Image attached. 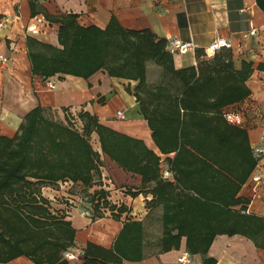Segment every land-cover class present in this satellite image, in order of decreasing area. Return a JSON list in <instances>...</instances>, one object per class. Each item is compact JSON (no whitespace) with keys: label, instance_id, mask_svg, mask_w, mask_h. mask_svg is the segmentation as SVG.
Here are the masks:
<instances>
[{"label":"trees","instance_id":"1","mask_svg":"<svg viewBox=\"0 0 264 264\" xmlns=\"http://www.w3.org/2000/svg\"><path fill=\"white\" fill-rule=\"evenodd\" d=\"M257 3L264 11V0ZM77 19L76 14L58 19L62 48L28 39L34 75L88 79L104 69L112 77L137 81L135 95L160 150L177 152L171 161L177 182L163 179L161 157L142 140L103 125L89 112L80 114L82 123L77 125L70 119H53L38 106L26 116L15 137L0 135V264L22 256L35 264H71L65 252L75 245L76 229L42 195L45 185L68 182L71 192L80 186L83 197L74 200H85L99 213L103 205L117 208L103 189L92 191L102 178L101 153L91 142L94 133L104 154L126 171L142 175L144 184L156 182L152 204L164 207L161 252L179 249L186 238L190 253L204 255L203 264H215L207 255L220 234H243L264 248V218L244 212L245 206L232 209L247 201L238 194L258 159L246 130L230 124L224 110L251 95L247 85L253 73L251 64L236 70L228 53L225 59L216 57L215 62L198 69H177L167 41L152 31L126 29L115 17L106 29L83 27ZM34 45L39 49L34 50ZM151 62L163 68L171 82L159 84L146 103L141 92L148 83ZM166 97L169 108H163ZM154 100L157 105L150 112ZM182 160L195 166L186 180L189 175L202 179L197 183L190 179L187 184L185 172L178 167ZM73 206L70 202L65 209ZM145 257V226L129 220L111 249L90 242L82 264H120Z\"/></svg>","mask_w":264,"mask_h":264},{"label":"crops","instance_id":"2","mask_svg":"<svg viewBox=\"0 0 264 264\" xmlns=\"http://www.w3.org/2000/svg\"><path fill=\"white\" fill-rule=\"evenodd\" d=\"M70 14L78 15V23L83 27L106 29L115 17L126 29L152 31L159 39L167 41V50L177 69L192 66L198 69L215 62L216 57L225 59L228 53L232 55L236 70H241L245 63L251 64L253 73L247 81L251 95L238 105L224 108L240 114V123L225 119L246 130L253 156L258 159L238 194L247 201L232 209L240 210L245 206L244 212L264 218V153L257 152L258 148H264V11L257 0H0V135L15 137L26 116L38 106L44 107L50 116L64 122L70 119L77 125L82 123L80 114L89 112L103 125L142 140L161 157L163 179L176 183L177 175L171 161L177 152L162 153L160 150L135 95L137 81L112 77L104 69L88 79L66 74L48 79L34 75L29 56L32 44L28 39L62 48L59 38L62 23L58 19ZM253 30L257 31L255 35L250 34ZM246 34L250 35L246 37ZM217 37L230 39L233 47L208 58L205 49ZM174 38L194 41L199 48L186 55L173 53L170 41ZM33 49L37 50L39 46L34 45ZM1 56L8 61H2ZM49 81L56 84L55 89L48 86ZM166 99L163 108H169ZM156 102L150 104V112ZM120 110L126 118L117 116ZM92 136L97 138L95 149L102 158V178L92 191L103 189L106 198L117 208L111 210L103 205L100 208L103 217H99V212L89 203L74 200L79 197L68 190V182L42 188V195L48 197L76 229L75 245L70 250L78 254L79 259L69 260L70 263H83L84 250L90 242L111 249L124 224L134 220L145 226L146 257L120 264H182L180 258L185 252L190 257L187 264H203L205 256L190 253L186 238L179 249L160 251L164 207L152 204L156 182L144 184L142 175L126 171L104 154L99 136L96 133ZM178 167L185 172L187 184L202 179L189 175L186 180V175L195 166L185 160L179 162ZM257 175L263 176L259 183L255 181ZM68 202L75 203L69 211L65 209ZM121 207L125 210L120 211ZM85 209L90 210L91 215H84ZM207 256L215 259V264H264V248L243 234L217 235ZM6 264L35 263L22 256Z\"/></svg>","mask_w":264,"mask_h":264},{"label":"built area","instance_id":"3","mask_svg":"<svg viewBox=\"0 0 264 264\" xmlns=\"http://www.w3.org/2000/svg\"><path fill=\"white\" fill-rule=\"evenodd\" d=\"M256 33L257 31L253 30L250 34L255 35ZM250 34H246L245 36L248 37ZM170 45H171V51L173 53H179L181 55H186L190 52H196L199 48L196 42L184 41L179 38L172 39L170 41ZM232 47H233V43L230 39L223 38V37H217L206 47L205 54L208 58H214L220 50L225 49V48L230 49ZM1 60L4 62L8 61V59L4 56H1ZM48 86L52 89L56 88V84L51 81L48 82ZM117 116L122 119L126 118V115L123 110L118 111ZM225 117L232 123H240L241 121V116L238 112H232V111L226 112ZM257 152L260 154L264 153V148H258ZM262 177H263L262 175L255 176V181L257 183L261 182ZM83 214L91 215V212L90 210L85 209L83 211ZM65 257L70 261L79 259V255L76 254L72 250H68L67 252H65ZM180 262L182 264H187L190 262V257H189L188 252L184 253V255L180 258Z\"/></svg>","mask_w":264,"mask_h":264},{"label":"rangeland","instance_id":"4","mask_svg":"<svg viewBox=\"0 0 264 264\" xmlns=\"http://www.w3.org/2000/svg\"><path fill=\"white\" fill-rule=\"evenodd\" d=\"M148 67H149L148 83H147L146 87L144 88V92L143 91L141 92L142 98L147 101L146 103H149L150 100L153 99V95L157 91V89L159 88V86H158L159 84L163 85L165 83L166 85H168L167 82L168 83L171 82V79H170L171 77L168 76V74L164 71L163 68H161V67L159 68L158 66H156V64L154 62L149 63ZM50 117H52L53 119H56V120H60L58 117H56L54 115H52ZM91 142H92L94 148H97V146H98L97 138L91 136ZM80 189H81V187L79 186V187L74 188V190H72V192L75 195H77L79 198L83 197V194L80 191ZM82 202L86 203L85 200H83Z\"/></svg>","mask_w":264,"mask_h":264}]
</instances>
